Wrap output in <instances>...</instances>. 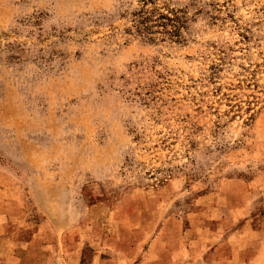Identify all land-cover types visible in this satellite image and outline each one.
I'll return each instance as SVG.
<instances>
[{"label": "rangeland", "instance_id": "rangeland-1", "mask_svg": "<svg viewBox=\"0 0 264 264\" xmlns=\"http://www.w3.org/2000/svg\"><path fill=\"white\" fill-rule=\"evenodd\" d=\"M0 0V264H264V0Z\"/></svg>", "mask_w": 264, "mask_h": 264}, {"label": "trees", "instance_id": "trees-1", "mask_svg": "<svg viewBox=\"0 0 264 264\" xmlns=\"http://www.w3.org/2000/svg\"><path fill=\"white\" fill-rule=\"evenodd\" d=\"M138 7L128 14L129 27L125 32L146 43L158 41L183 44L184 32L191 18L184 9L171 7L161 0H138Z\"/></svg>", "mask_w": 264, "mask_h": 264}]
</instances>
